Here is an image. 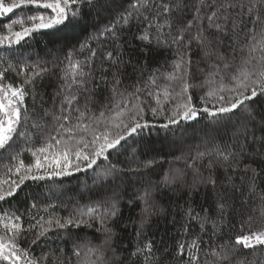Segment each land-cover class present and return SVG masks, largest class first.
<instances>
[{
	"label": "snow or ice",
	"instance_id": "1",
	"mask_svg": "<svg viewBox=\"0 0 264 264\" xmlns=\"http://www.w3.org/2000/svg\"><path fill=\"white\" fill-rule=\"evenodd\" d=\"M85 6L92 9L105 5L100 0H0V17L10 19L0 27L6 31V35H0V45L20 44L41 31L75 27L83 19ZM16 10L30 11L13 19L9 14ZM189 13L190 18L185 20ZM133 22L137 31L132 39L139 42V51L145 57L152 50H167L173 55L171 71L152 69L142 86L139 81L124 84L126 66L141 75L147 67V60L133 63L131 53L125 52V47L131 48L132 44L125 42L122 34L131 29ZM16 26L19 30L14 31ZM98 35L106 37L112 47L101 50L81 44L79 50L65 56L66 64H9L0 70V150L11 149L14 137L34 143L24 129L30 128L32 136L41 140L40 147L27 149L34 158L31 163L20 159V150L11 156L18 161L14 165L18 179L0 181V202L22 192L28 181L52 180L89 170L93 172V184L100 190L98 199L77 205L67 216L47 220L41 217L27 229L20 223L5 224L11 235L0 237V264H159V248L149 234L153 217L166 212L156 199L158 193L186 196L179 206L184 218L183 237L188 236L193 222L199 225L200 233L210 226L212 237L222 236L224 221L235 206L234 194L249 199L259 195L264 200V112L256 111L264 103V0H128L127 7ZM194 49L198 56L195 60ZM201 63L206 67H200ZM9 72L23 76L19 85L5 83ZM197 73L202 77L198 84L194 82ZM45 77L59 81L48 100L37 91ZM161 77L180 83L174 96L167 86L163 89V101L161 92L153 91ZM197 87L203 90L200 108L190 94V89ZM104 93L107 95L100 103L97 97ZM28 97L33 101L31 109L25 105ZM48 101L51 106L45 107ZM169 101L173 107L164 117L166 123L160 125L164 129L182 120H195L202 113L212 118L209 126L230 124L237 113L243 114L242 122L233 126L231 143H213L210 147L205 143L204 150L198 147L195 154L184 158L183 169H169L158 182L149 180L129 196L126 189L121 190L123 174L142 172L156 161L127 169L98 162L109 161L110 155L119 154L125 147L128 137L149 127L144 121L146 106L153 117H158L164 114V103ZM201 188L205 192L211 189L213 200L197 211L193 200ZM48 207L52 205L44 210ZM125 207L136 209L135 216L125 219ZM9 215L5 212L0 222ZM11 216L21 220L15 212ZM53 228L63 232L57 236L63 247L49 246ZM32 229L38 230L30 246L21 247V237ZM125 233L135 243H125ZM258 246H264V230L249 229L222 244L205 242L196 235L190 242H177L173 259L176 264H244L237 256L239 249ZM35 248L48 251L36 254ZM164 253L172 256L173 250L165 246Z\"/></svg>",
	"mask_w": 264,
	"mask_h": 264
},
{
	"label": "trees",
	"instance_id": "2",
	"mask_svg": "<svg viewBox=\"0 0 264 264\" xmlns=\"http://www.w3.org/2000/svg\"><path fill=\"white\" fill-rule=\"evenodd\" d=\"M100 3L105 6L92 9H88L85 6L83 19L75 27H62L41 31L26 37L20 44L8 45L5 43L0 45V58H3L0 59V70L7 68L9 64H12L14 67L22 63L28 65L42 63L48 66L60 62L66 64L65 56L79 50L81 44H86L89 47L101 50L111 48L112 45L109 40L98 34L103 31L110 21L117 17V14L123 8L127 7L128 0H100ZM29 11L16 10V12L9 14V16L14 19ZM190 15L189 13L185 17V20L190 18ZM8 22H10L9 17H0V27ZM17 30H19V26L14 28V31ZM136 31L135 22H133L131 29L126 30L122 34L125 42L131 41L132 44L131 48L125 47V52L131 53L133 63L139 62L143 64L147 60V67L144 74L141 75L138 71H134L131 66H126L125 71L127 75L124 77V84L135 85L139 81L140 86H142L143 82L148 79V75L152 69L160 68L161 72L171 71L170 64L173 60V55L171 51L167 50H152L151 54L145 57L139 51V42L132 39ZM0 35H6V31L0 30ZM76 58L83 59L82 56H77ZM128 58L126 55L125 59ZM193 59H198L195 49L193 50ZM200 67L204 68L206 65L201 63ZM197 77L198 79L194 82L198 84L202 77L199 73H197ZM22 79V75L17 77L15 72H9L6 75L5 83L19 85ZM58 82L55 77H45L37 91L44 93L45 99L48 100L49 95L54 91ZM157 85L158 87L153 88V91L161 92L162 101L164 99L162 92L166 86L173 93V96L180 90V83L178 81L169 82L163 77L158 79ZM190 94L193 97V103L198 108L203 107L200 103V96L203 95V90L199 87L192 88L190 89ZM104 95H107V93L97 97L100 103L104 102ZM149 102L152 106H156L155 101L151 98ZM32 103L33 101L30 97L26 98L25 105L29 109H31ZM50 106L51 102L48 101L45 107ZM172 107V101L164 103V114L153 117L151 111L146 106L144 121L149 123V127L144 128L138 135L134 134L132 137H128L125 147L120 150L119 154L113 153L110 155L109 161L98 162L102 166L111 162L127 169L141 165L149 160L156 161L153 167L142 172H126L123 174L121 190L126 189L129 196L149 180L153 183L158 182L169 169H183L185 166L184 158L195 154L198 147L201 151L204 150L205 143L209 147L213 143L220 145L231 143L235 131L233 126L242 122L243 114L237 113V115L231 118L230 124L219 123L209 126L212 118L202 113L195 120H182L178 125L164 129L160 125L166 123L164 117L171 114ZM256 111L257 113L264 112V103L258 105ZM24 130L28 132L29 139L35 142L25 143L24 137H14L15 143H13L11 149L0 150V181L5 179H18V176L15 175L14 167L18 161L11 159V156L17 150H20V159H23L25 164H28L34 158L27 149L32 148L34 150L41 146L40 138L33 137L30 128ZM9 168H12L11 173L8 172ZM219 176L220 179H223L222 172L219 173ZM191 178L192 174L189 172L188 179L191 180ZM261 186L264 187V185ZM99 191L93 184V172L91 170L62 178H53L52 180L28 181L27 186L24 187L22 192H19L15 197H8L5 201L0 202V216H3L5 212L10 214L8 218L0 222V237L7 238L8 235H11L5 229V224L20 223L23 228L27 229L29 224H36L37 220H40L41 217L47 220L51 216H67L69 211L77 205L88 204L98 199ZM104 191L107 190L105 189ZM185 198L186 196L184 194H173L168 191L162 194L158 193L156 196L158 202L166 209L165 214L153 217L149 229V234L157 242V247L159 248L157 252V255L160 256L159 264H176L173 259L175 256V248L177 242L182 239H188L190 242L191 238L200 235L201 239L205 242L210 241L212 244H222L226 240L234 241L236 235L244 234L249 229L264 230V200L259 195L249 199L247 195L241 197L239 194H234L233 201L235 206L224 221L225 226L222 236L212 237L210 226L207 232L200 233L199 225L193 222L188 236L183 237L181 234L183 233L182 225L184 218L181 215L179 206L184 204ZM125 199H127V196ZM212 200L213 195L211 189L205 192L201 188L200 193L194 197L193 206L199 211L201 205H211ZM242 200H247L248 202L242 204ZM33 204H36L37 207L33 208ZM47 205H52V207H48L47 211H45L44 209ZM13 212L21 216L20 221H16L11 216ZM135 212L136 209L130 210L125 207L123 210L125 219L129 215L135 216ZM173 218H175V223H173ZM241 225H243V231L241 230ZM37 230L32 229L30 232H26L20 239V246L28 248L30 246L29 241ZM49 235L52 237L48 241L51 248L64 246L62 241L57 239L58 235H63L62 231L53 228ZM124 240L129 245L135 243L134 238L129 233L124 234ZM165 246L173 250L172 256L164 253ZM68 247L70 248L71 246L68 245ZM41 251H48V248H35L36 254H39ZM237 256L244 264H264V246H258L255 249H244L241 247ZM201 259L202 261L204 259L202 253Z\"/></svg>",
	"mask_w": 264,
	"mask_h": 264
}]
</instances>
